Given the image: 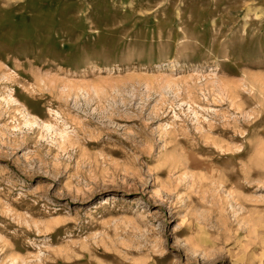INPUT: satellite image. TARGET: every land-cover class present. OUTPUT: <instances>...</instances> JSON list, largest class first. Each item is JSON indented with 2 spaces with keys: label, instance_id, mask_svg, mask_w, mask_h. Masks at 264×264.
Returning a JSON list of instances; mask_svg holds the SVG:
<instances>
[{
  "label": "rangeland",
  "instance_id": "1",
  "mask_svg": "<svg viewBox=\"0 0 264 264\" xmlns=\"http://www.w3.org/2000/svg\"><path fill=\"white\" fill-rule=\"evenodd\" d=\"M0 264H264V0H0Z\"/></svg>",
  "mask_w": 264,
  "mask_h": 264
}]
</instances>
